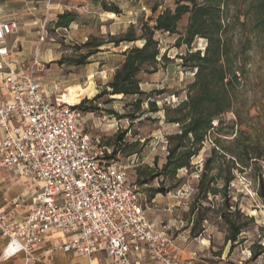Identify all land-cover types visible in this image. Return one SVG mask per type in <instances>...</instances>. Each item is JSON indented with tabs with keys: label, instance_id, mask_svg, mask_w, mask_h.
I'll use <instances>...</instances> for the list:
<instances>
[{
	"label": "rangeland",
	"instance_id": "obj_1",
	"mask_svg": "<svg viewBox=\"0 0 264 264\" xmlns=\"http://www.w3.org/2000/svg\"><path fill=\"white\" fill-rule=\"evenodd\" d=\"M104 1L107 6H116L120 13L107 15L98 0H44V13L39 15L44 18L43 40L31 23L18 24L16 35H27L21 39L31 46L28 62L37 57V75L48 94L64 95L71 102L87 100L79 108L84 130L98 139L99 145L114 151L118 161L128 164L127 175L136 181L138 172L141 178H149L151 170L159 169L164 162L170 145L168 136L179 129L176 123L166 121L165 111L172 114L173 106L186 98L195 69L182 65L180 54L186 47L174 45L176 35L157 31L155 38L168 59L160 62L155 72L139 73L140 88L149 95L142 97L140 110L131 104L134 96L101 95L88 101L111 78L122 60L120 52L141 41L118 46L104 43L83 63L73 59L88 52V42L107 40L131 23L153 24L149 17L172 7L174 0ZM54 2L58 4L54 6ZM154 5L156 11L152 12ZM65 10L76 12L75 21L56 27L57 14ZM186 19L184 16L178 22V30H183ZM262 42L246 52L247 64L233 108L211 122L189 166L178 169L175 176L158 175L139 188L150 220L170 234L177 256H194L192 264H264ZM204 45L205 39L196 38L192 50L203 49ZM148 99L154 100L159 111L147 110ZM132 114L134 117L129 116ZM229 222L240 227L236 240L229 239ZM69 259L70 264L86 263L83 257ZM52 264L59 263L54 259Z\"/></svg>",
	"mask_w": 264,
	"mask_h": 264
},
{
	"label": "built area",
	"instance_id": "obj_2",
	"mask_svg": "<svg viewBox=\"0 0 264 264\" xmlns=\"http://www.w3.org/2000/svg\"><path fill=\"white\" fill-rule=\"evenodd\" d=\"M15 20L0 21V170L32 181L28 190L0 211V234L7 239L4 256L18 252L24 264L47 261L57 250L98 264H192L179 258L170 234L158 229L141 203L140 189L127 175L128 164L108 158L110 150L83 128L81 111L61 96L45 93L37 75L39 61L14 60L8 48ZM44 23L40 26L43 40ZM30 206L20 220L16 209ZM53 229L63 239L40 256L46 234ZM149 262V263H148Z\"/></svg>",
	"mask_w": 264,
	"mask_h": 264
},
{
	"label": "trees",
	"instance_id": "obj_3",
	"mask_svg": "<svg viewBox=\"0 0 264 264\" xmlns=\"http://www.w3.org/2000/svg\"><path fill=\"white\" fill-rule=\"evenodd\" d=\"M98 1L104 11L120 13L116 6H107L104 0ZM231 8L233 13L229 14ZM150 9L155 12L156 6ZM76 15L71 10L58 13L56 27L68 26L75 21ZM184 16L187 17L186 23L180 31L178 22ZM152 19L151 25L147 21L139 25L131 23L125 31L111 35L107 40H95L92 44L88 42V47H91L88 52L73 59V62L81 64L104 43L118 46L140 40V45L132 44L120 52L122 60L111 78L100 93L88 99L94 101L101 95L134 96L131 104L138 111L142 97H149L140 88L139 73L155 72L158 64L168 59L165 52L160 50L155 32L175 34L174 45L186 47L180 58L183 66L195 69L193 78L187 85L186 98L173 106L172 114L165 111L166 121L176 123L179 129L168 136L170 145L161 167L151 170L149 178H141L142 174L138 172L134 181L138 188L158 175L175 176L178 169L189 166L191 158L198 153L206 133L212 127L211 122L233 108L247 64L246 52L264 41V0H174L172 7H165L154 18L149 17L150 21ZM196 38L205 39L203 49L192 50ZM81 99L71 104L79 109L87 101ZM147 104L148 111H159L154 100L148 99ZM90 108L96 109L97 106ZM134 114L129 116L134 117ZM114 153L110 152L107 157L116 159ZM262 197L264 199L263 194ZM229 223V239L236 240L240 227Z\"/></svg>",
	"mask_w": 264,
	"mask_h": 264
},
{
	"label": "crops",
	"instance_id": "obj_4",
	"mask_svg": "<svg viewBox=\"0 0 264 264\" xmlns=\"http://www.w3.org/2000/svg\"><path fill=\"white\" fill-rule=\"evenodd\" d=\"M32 0H0V21L5 20H15L17 24L26 25L31 23L36 25V33L39 35L40 26L44 18L39 17L44 13V0H36L34 5H31ZM40 3V5H39ZM58 3H53L56 6ZM19 29V28H18ZM17 29V30H18ZM17 32V31H16ZM27 36V35H23ZM23 36L21 38H23ZM20 36L14 33L8 40V48L10 51L11 57L22 63H27L29 54L31 53V46L25 44V40L21 39ZM17 47L16 51L14 48ZM41 83V82H40ZM42 85V83H41ZM45 93L48 94L44 86L42 85ZM0 94L6 98V93L3 88V84L0 80ZM54 96L52 94H48ZM56 95V94H55ZM0 142H1V131H0ZM14 178V179H12ZM30 179H26L14 174L12 171L2 168L0 170V211L6 212L8 210L9 200L14 196L23 194L26 192L31 185ZM30 210V206L26 208H18L15 211L14 215H11L9 218L11 220H20L22 219ZM63 236L61 232L57 229H53L48 234H46L42 240L41 248H34L33 255L38 257L41 255L42 250L47 249L54 241H61ZM7 244V239L0 234V264H24L25 257L22 252H18L15 255L6 258L4 256V249ZM179 252H177L178 255ZM98 264H108L107 260L104 258L102 253L96 255ZM70 257H82L72 253H66L61 250H57L55 254L48 259L46 262L41 259H36L31 261L30 264H52V261L55 259L59 264H70ZM179 258H191L192 256H178ZM84 258V257H83ZM194 257L192 258V263ZM149 263V262H148ZM86 264V263H85ZM143 264H147V260H143Z\"/></svg>",
	"mask_w": 264,
	"mask_h": 264
},
{
	"label": "bare ground",
	"instance_id": "obj_5",
	"mask_svg": "<svg viewBox=\"0 0 264 264\" xmlns=\"http://www.w3.org/2000/svg\"><path fill=\"white\" fill-rule=\"evenodd\" d=\"M107 15L112 16L113 13H112V12H107ZM60 96H61L66 102H68V103L71 104V101H69L68 99H66L64 95H60Z\"/></svg>",
	"mask_w": 264,
	"mask_h": 264
}]
</instances>
